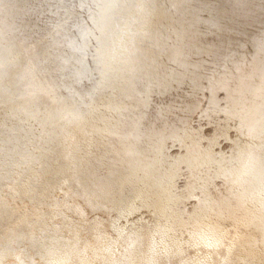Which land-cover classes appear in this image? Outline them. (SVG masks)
<instances>
[{"label": "snow or ice", "instance_id": "1", "mask_svg": "<svg viewBox=\"0 0 264 264\" xmlns=\"http://www.w3.org/2000/svg\"><path fill=\"white\" fill-rule=\"evenodd\" d=\"M55 2L64 16L49 25L50 31L43 40L50 44L46 53H50L53 47L62 48L65 49L64 57L53 73L57 79L34 78L29 97L40 107H43L41 100L48 98L51 107L45 108L44 112L39 109L23 112L27 116L23 122L43 117L45 127L60 125L70 128L81 127L101 117L105 127L98 131L126 142L137 139L136 133L143 119L141 108L148 102V95L154 88L170 86L169 81L175 84L177 78L173 73L163 82L149 83L139 103H127L118 95L122 90L117 86L116 70L105 59L104 36L115 27L122 32V44L139 50L138 46L149 36L145 31L147 16L137 17L121 26L118 12L123 5L119 0H80V9L88 8L89 16L87 20L76 18L79 22L73 24L76 0ZM67 4L72 7H65ZM3 5L4 0H0V7ZM136 7L144 10L143 4ZM49 15L58 16V12L50 10ZM188 59L191 57L185 50L177 49L173 63L184 69L211 68L206 73L209 87L205 91L215 89L221 72L224 73L221 79H226L233 74L240 75L244 68L249 67L245 60L243 64H233L230 69L231 57L224 58L222 67L219 63H182ZM135 64L132 59L125 61L126 72L135 74ZM254 75L253 72L241 76V92L247 86L246 81ZM260 79L261 84L256 89L257 98L261 101L259 105L248 108L244 101L237 106L238 110L232 117L239 119L237 131L239 137L246 136L247 143L241 144L239 137L235 141L223 137L235 146L217 161L216 176L223 178L225 186L233 185L230 191L234 193L235 207L228 202L222 190H217L216 200L203 196L197 198V209L187 214V219L173 218L157 211L153 215H158L159 219L150 224L143 217L132 221L131 217L141 209L135 208L134 201L126 207L123 196L116 200L102 186L94 192L69 190L63 192V199L55 201L48 214L38 213L29 217L34 222L25 221L27 231L13 234L14 238L7 246L0 235V264H5L9 257L13 264H35L33 253L43 264H121L116 258L121 249L127 264H173V261L176 264H250L251 257L264 250V159L256 155L257 141L260 151L264 152V69ZM61 90L67 91L68 95L59 96ZM109 91L111 95L105 96L104 93ZM126 129L131 131L121 135ZM2 171L0 166V184L3 182ZM56 178L58 180V175ZM253 181L255 183L249 190L248 186ZM58 187L63 189L64 184H58ZM8 191H13L11 186ZM187 198L195 197L189 194ZM79 201H83V206ZM2 204L0 191V206ZM97 213H103L107 218L102 221Z\"/></svg>", "mask_w": 264, "mask_h": 264}, {"label": "bare ground", "instance_id": "2", "mask_svg": "<svg viewBox=\"0 0 264 264\" xmlns=\"http://www.w3.org/2000/svg\"><path fill=\"white\" fill-rule=\"evenodd\" d=\"M53 0H4V5L0 7V116L3 126L1 127L0 138L12 139L11 144L0 141V166H2L3 182L0 184L2 191L3 204L0 206V235L3 237L4 245L7 246L9 240L14 238L13 234H20L27 231V223H33L32 219L36 214H48L53 207V199L49 196L44 201H39L38 208H31L35 199L42 197L46 183L37 186L36 171L38 166L35 146L41 141V148L48 151V176H57V183H64L63 189L57 188V196L63 199V192L66 191H88V187H104L113 194L114 199L119 200L121 196L126 201L127 207L133 201L136 209H143L146 205L143 200L151 203L150 208L152 216L148 210L144 211L143 218L148 223H154L159 216L153 213L166 210L159 207L170 206L161 197L163 190L157 187L160 179L159 173L145 170L141 163L149 156V152L140 153L135 141L121 143L116 137L106 135L98 129L105 127L101 122V117H96L94 122L86 123L81 127L64 128L60 125L55 127H45L42 123L43 117L35 121H28L23 112H35L39 109L44 112L45 108L51 107V100L43 98L41 104L35 105L30 100V93L33 91V80L51 79L57 77L53 73L61 65V59L64 57L65 49L52 48L50 53L46 49L50 46L48 42L41 40L43 32H49L50 24H54L57 19L64 16L57 6L52 3ZM161 0H147V6L144 10L137 9L140 0H135V6L123 7L118 12V23L130 22L137 17L147 16V27L145 31L149 33L147 39L136 48H129L128 45L121 43L122 32L112 27L105 34V59L116 70L114 73L118 76L117 86L122 90L118 92L121 99L127 103L136 104L140 101L141 94L145 93L149 83H154L153 78L163 74L162 82L165 81V74L168 77L175 73L177 82L171 86L181 89L183 93V106L190 96L191 91H196L205 86L208 82L206 73L211 68L202 69H184L177 63H173L177 49L185 50L191 57L182 63L188 64H213L219 63L220 53L223 47L232 41L236 43L246 37L245 60L249 67L244 68L240 75L235 78L232 99H227L224 106L234 104V113L238 110V105L244 101L248 108H254L261 102L256 95V89L261 84V70L264 69V0H217L221 6L220 10H208L210 0H176L169 6V0H165L163 10V21L158 30L159 11L153 6ZM46 4L47 9H41ZM80 0H76V10L74 13L73 24L80 20H87L84 10L80 9ZM65 7H72L71 4ZM178 9L174 20L171 19V10ZM50 10L58 12V16L49 15ZM197 10L199 17L191 19L194 26L202 23L203 29L191 31L182 38L183 44L173 40V35L168 27L172 23L183 22L188 24L189 15ZM96 13V10H92ZM159 24V25H160ZM220 25H223L221 28ZM91 26L90 23L88 25ZM138 27V26H134ZM246 28V34L241 31ZM157 30V31H156ZM157 37L162 40L171 41L170 56L168 64L164 66V72L153 74V60L157 52ZM132 59L136 62L137 69L135 74L126 72L125 61ZM22 61V62H21ZM255 73L254 78L246 81V88L241 92L240 79L250 73ZM47 74V76H46ZM97 75H99L97 73ZM161 90L164 98L162 105L167 101L165 88H154ZM68 92L61 90L59 96H67ZM110 96L111 92L104 93ZM131 97V100H127ZM147 103L141 108L142 120L150 119L152 115L151 94L147 97ZM87 111V109H84ZM183 110L180 112V118ZM239 119H234L233 129L226 128L220 132L219 137H228L235 141L239 137L238 127ZM20 129L21 131H17ZM123 133V132H122ZM121 133V134H122ZM70 139L62 140L63 137ZM32 139V142H30ZM241 144L247 143L246 136L239 137ZM73 145L71 146V142ZM92 144V145H91ZM128 144V145H127ZM91 145V146H88ZM82 151L83 155L70 157L73 161L81 164L80 169L70 174L68 165L66 170L55 169L56 164L61 165L60 159L56 162L54 158L59 157L61 153L68 154L69 151ZM259 141H257V150L259 152ZM76 154V153H75ZM264 159V154L257 155ZM75 158V159H74ZM35 161V162H33ZM84 166V167H83ZM97 166L100 169L93 173H88L87 168ZM259 169L257 177L259 178ZM48 179L50 177H47ZM255 181L248 186L249 190ZM13 191L9 192V187ZM40 187V188H39ZM96 189L89 191L94 192ZM60 193V194H59ZM173 193V192H172ZM137 196L140 197L137 200ZM138 201V202H137ZM78 203L83 206V201ZM159 204V205H158ZM233 207L236 203H231ZM87 211V209H85ZM140 212V211H139ZM100 220L107 217L103 213H97ZM135 216V215H134ZM134 216L131 217L132 221ZM124 223V222H122ZM146 227V225H145ZM194 254V253H189ZM117 260L121 264H127L123 256V249L117 254ZM35 264H43L39 256L34 258ZM5 264H13L11 257L5 260ZM173 264H176L173 261ZM250 264H264V250L257 251L251 257Z\"/></svg>", "mask_w": 264, "mask_h": 264}, {"label": "rangeland", "instance_id": "3", "mask_svg": "<svg viewBox=\"0 0 264 264\" xmlns=\"http://www.w3.org/2000/svg\"><path fill=\"white\" fill-rule=\"evenodd\" d=\"M173 0H169L171 6ZM179 1V0H178ZM122 5L135 6V0H119ZM208 10H220L221 6L217 0H210ZM56 6L55 0L52 1ZM139 4L147 6V0H140ZM153 6L159 11V24L163 21V10L165 8V0L159 3H153ZM48 7L46 4L41 9L45 10ZM178 9L171 10V19L174 20ZM199 17L197 10H194L189 15L188 24L182 21L170 23L168 27L173 35V40L181 45L182 38L192 30L197 31L203 29L202 23L194 26L191 19ZM176 22V21H175ZM158 24V28L162 25ZM156 30V31H157ZM48 32H43L41 40ZM241 34H246V28L241 31ZM171 41L162 40L157 37V52L154 57L152 66L153 74L164 72V66L167 65L168 59L172 61L169 55L171 52ZM245 43L246 37H242L237 43L236 40L227 44L220 53L219 64L221 67L225 57H231L229 68L233 64H243L245 61ZM22 62V61H21ZM165 74V80L168 74ZM224 73H220L217 77L215 89L213 91H205L209 87L207 82L204 87L191 91L185 107L183 106V93L181 89L171 86L165 87L167 101L162 105L164 98L161 90H153L151 93L152 99V115L150 119L142 120L141 126L137 130V139L127 141H135L140 153L149 152V156L141 163L145 170L159 173L160 179L157 182V187L163 190L161 197L170 206L160 208L166 210L165 213L173 218L183 217L187 219V214H191L197 209L199 200L197 198L210 197L213 200L218 198L217 190H222L223 195L228 202L236 203L233 199L234 193L230 191L233 185L225 186L223 178H217L218 159L222 154L227 153L229 149L235 145L229 143L228 140L219 137L220 132L226 128H232L234 124V104L224 106L227 99H232V93L237 75L233 74L230 78L221 79ZM163 74L159 77H154L155 84L162 82ZM231 89V91H228ZM149 96V95H148ZM137 104V103H136ZM135 105V104H134ZM183 110L180 118V112ZM0 116V133L3 126ZM17 131H21L18 129ZM131 129H126L121 135H124ZM216 135H213V134ZM12 139H1L0 141L11 144ZM121 143H127L119 139ZM264 154V152L256 153V155ZM37 178V186L46 183L43 190L47 196L53 199V206L57 199L58 192L54 184L57 182V176L50 175L48 172L43 173L39 168L35 173ZM259 175V173H258ZM47 177H50L49 179ZM59 180V178H58ZM210 185V186H209ZM201 189H204L201 192ZM243 191L244 189H240ZM173 192V193H172ZM60 194V193H59ZM191 194L193 199L187 197ZM39 201H44L43 198L35 199L31 204V208L37 209ZM138 202V201H137ZM148 206H145L140 212L134 216V220H140L143 217L144 211L148 210L152 216V211L149 202L143 200ZM36 254L33 253V258Z\"/></svg>", "mask_w": 264, "mask_h": 264}, {"label": "flooded vegetation", "instance_id": "4", "mask_svg": "<svg viewBox=\"0 0 264 264\" xmlns=\"http://www.w3.org/2000/svg\"><path fill=\"white\" fill-rule=\"evenodd\" d=\"M93 10H95V9H93ZM66 139L69 140L70 139V136L68 138L67 137H63L62 138L63 141H65ZM30 142H32V139H31ZM40 144H41V141L39 140V143L35 146V154H36V156L38 158L37 159L36 166H38V168L43 173H46L47 168H48V160H49V158H48V151H47V149L45 147L42 149ZM72 145H73V143L71 142V146ZM91 145H88V146H91ZM80 154L83 155V154H85V152L71 150V151H69L68 154L61 153V155L59 157L56 156L54 158L55 162L58 159H60V162H61V165L60 166H58L56 164L55 169L66 170V165H68V168H67L68 171L67 172H69L70 174H73V173L77 172L80 169L81 164H78L76 161H73L72 159H70V157H74V156H77V155H80ZM98 169H100V168L97 167V166H93V167H90V168H87L86 167V170H87L88 173H93V172H95ZM58 184H65V185H67V183H57V184H54V185L57 187ZM88 189L89 190L96 189V187L95 186H90V187H88ZM83 192H85V191H83ZM42 197H43V200H45L46 197H47V195L45 193H43L42 194Z\"/></svg>", "mask_w": 264, "mask_h": 264}, {"label": "water", "instance_id": "5", "mask_svg": "<svg viewBox=\"0 0 264 264\" xmlns=\"http://www.w3.org/2000/svg\"><path fill=\"white\" fill-rule=\"evenodd\" d=\"M85 15H87V17L89 16V9L87 8V10H84Z\"/></svg>", "mask_w": 264, "mask_h": 264}, {"label": "trees", "instance_id": "6", "mask_svg": "<svg viewBox=\"0 0 264 264\" xmlns=\"http://www.w3.org/2000/svg\"><path fill=\"white\" fill-rule=\"evenodd\" d=\"M128 145V144H127Z\"/></svg>", "mask_w": 264, "mask_h": 264}]
</instances>
